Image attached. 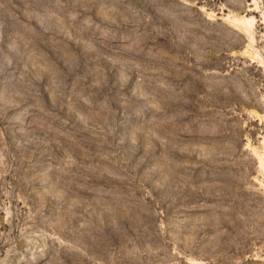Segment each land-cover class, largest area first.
Returning <instances> with one entry per match:
<instances>
[{"label": "rangeland", "instance_id": "1", "mask_svg": "<svg viewBox=\"0 0 264 264\" xmlns=\"http://www.w3.org/2000/svg\"><path fill=\"white\" fill-rule=\"evenodd\" d=\"M0 264H264V0H0Z\"/></svg>", "mask_w": 264, "mask_h": 264}]
</instances>
